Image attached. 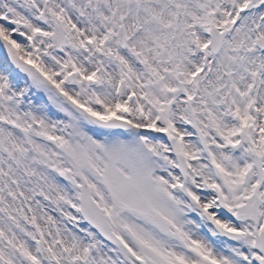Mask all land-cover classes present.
<instances>
[{
  "label": "snow or ice",
  "instance_id": "snow-or-ice-1",
  "mask_svg": "<svg viewBox=\"0 0 264 264\" xmlns=\"http://www.w3.org/2000/svg\"><path fill=\"white\" fill-rule=\"evenodd\" d=\"M0 264H264V0H0Z\"/></svg>",
  "mask_w": 264,
  "mask_h": 264
}]
</instances>
